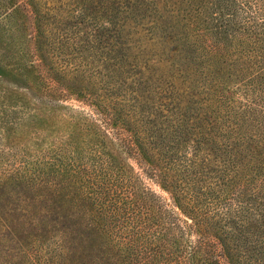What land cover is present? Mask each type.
I'll list each match as a JSON object with an SVG mask.
<instances>
[{"label": "trees", "instance_id": "trees-1", "mask_svg": "<svg viewBox=\"0 0 264 264\" xmlns=\"http://www.w3.org/2000/svg\"><path fill=\"white\" fill-rule=\"evenodd\" d=\"M165 3L172 17L188 20L183 43L204 62L207 84L195 116L188 94L169 83L157 86L151 112L128 104L112 85L101 87L108 102L84 91L92 118L70 122L89 143L78 147L69 136L44 161L29 159L10 177L68 198L102 239L106 264H264V0ZM222 65L249 75L239 118L222 109L226 85L213 83ZM129 157L136 176L126 168ZM149 175L168 200L144 185ZM54 249L44 256L36 250L39 264H64L60 240Z\"/></svg>", "mask_w": 264, "mask_h": 264}, {"label": "rangeland", "instance_id": "rangeland-1", "mask_svg": "<svg viewBox=\"0 0 264 264\" xmlns=\"http://www.w3.org/2000/svg\"><path fill=\"white\" fill-rule=\"evenodd\" d=\"M165 1L102 0L106 10L88 0H0V264H39L36 250L44 256L58 240L66 249L64 264H106L102 239L68 198L30 190L10 174L29 159L44 161L69 136L78 147L89 143L70 122L92 118L84 91L108 102L112 85L128 104L151 112L157 86L169 83L188 94L186 106L195 116L203 103L198 92L207 84L204 62L183 43L188 20L172 17ZM221 68L212 74L215 86L226 85L222 109L239 118L249 75ZM134 162L129 157L125 165L136 176ZM142 182L168 200L155 178Z\"/></svg>", "mask_w": 264, "mask_h": 264}]
</instances>
